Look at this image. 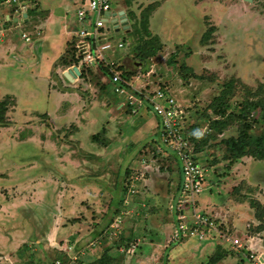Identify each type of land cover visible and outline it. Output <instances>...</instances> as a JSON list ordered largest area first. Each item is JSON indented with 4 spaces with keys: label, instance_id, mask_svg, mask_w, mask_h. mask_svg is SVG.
<instances>
[{
    "label": "rangeland",
    "instance_id": "obj_1",
    "mask_svg": "<svg viewBox=\"0 0 264 264\" xmlns=\"http://www.w3.org/2000/svg\"><path fill=\"white\" fill-rule=\"evenodd\" d=\"M37 1L38 7L32 0H0V33L6 34L0 48L12 44L20 54H0V101L10 102L7 112L0 106L6 123L0 125V264H73L77 257L92 264L103 254L101 264H214L210 259L221 240L187 238L162 247L170 234L165 229L178 214L171 205L179 195L181 161L163 143L160 117L146 101L134 111L110 74L90 64L76 82L61 77V88L69 84L77 95L61 99L57 114H48L54 100L37 87L32 65L63 59L51 57L55 37L41 47L35 43L45 22L41 13L50 10L77 33L82 0ZM152 3L157 6L147 37L159 39L161 48L144 61L136 54L140 42L130 14L139 19ZM21 4L25 8L12 10ZM112 9L124 11L133 24L126 32L106 24L111 35L128 42L117 54L123 68L134 71L132 90L146 97L166 87L187 116L190 145L202 149L198 161L207 174L198 208L237 229L250 246L258 239L264 244V159L236 158L226 142L239 133L244 118L250 132L264 127L260 109L248 117L236 114L242 102L264 95V0H112ZM64 40V59L73 62L74 41ZM28 53L30 61L40 60L26 68L21 65ZM11 95L21 97L18 111ZM219 96L226 99L222 116L213 106ZM216 118L228 120L221 134L210 129ZM239 260L227 250L216 264Z\"/></svg>",
    "mask_w": 264,
    "mask_h": 264
},
{
    "label": "built area",
    "instance_id": "obj_2",
    "mask_svg": "<svg viewBox=\"0 0 264 264\" xmlns=\"http://www.w3.org/2000/svg\"><path fill=\"white\" fill-rule=\"evenodd\" d=\"M1 1L10 4L19 0ZM20 7L25 8V5L21 4ZM121 11L112 9V0H82L76 15L83 26L77 33L72 32L75 54L79 59L78 67H81L84 72L88 71L90 64L108 66L113 72L111 80L115 84V90L126 97L125 104L131 105V109L137 111L145 101H150L149 106L160 117V137L163 138V143L176 154L178 161H181L182 178L179 195L173 199L171 205L172 210L175 208L178 211L176 224L171 232L172 239L177 241L187 238H197L200 241L221 240L223 244L225 242V248L243 257L242 264H264V251L254 250L250 244L245 243L238 234L230 230L227 223L198 209V196L204 190L203 181L207 174V167L198 161L200 154L190 145L188 132L183 126L184 111L177 99L163 88L156 89L153 95L142 96L141 92L132 90L131 83L123 78L122 72L117 68L120 63L117 52L125 48L128 42L111 35L106 24L111 22L114 31L126 32ZM23 37L26 41L30 40V36L26 33H23ZM1 40L2 36H0ZM131 191L134 192L135 189L132 188ZM112 225L116 226L115 223ZM131 246L129 251H134L137 243ZM57 263L60 264V261Z\"/></svg>",
    "mask_w": 264,
    "mask_h": 264
},
{
    "label": "crops",
    "instance_id": "obj_3",
    "mask_svg": "<svg viewBox=\"0 0 264 264\" xmlns=\"http://www.w3.org/2000/svg\"><path fill=\"white\" fill-rule=\"evenodd\" d=\"M32 3L35 4L36 7H38V5H39V2L37 0H32ZM22 8L23 7H20L17 5V6H14L12 10L17 12V11H20ZM41 14L43 15V18L45 21L44 27L42 26V28H39V30H38L39 38L37 39V41L35 43L38 44L39 47H41V46H43V43L45 42L46 39H48L49 37H55V40H57V41L53 45L55 51L53 50V56H51V57H56V58L60 57L61 59H63V62L61 64H60V62L57 64L54 63L56 60L53 63L51 61H50V63L44 62L45 64L43 63L44 65L42 64V66L40 68H38V64H33V62L39 58H37V57H36V59L33 58V62H32V60L30 61L32 56H31V54L29 55V53H28L26 55V60L22 63L21 66L29 68L31 63L33 64L32 65L33 67L32 66L31 67L36 71L35 72L36 76H34V78H36V82L38 84L37 87H39V88L41 87L40 89H41L42 93H45V94L47 93L49 95L51 94L52 96H49V98L52 97V99L54 100L53 104H51V106H52L51 113H48V114H52L53 112L56 113L57 104L58 105L61 104L62 100L64 101V100H71L72 99V97H71V99H69V98H67V96L73 95V94L77 95V92L75 90L67 87V86H71L69 84L66 85L67 88L65 86H64V88H61L64 84V82H62L64 79H61V77L65 78V80H67V81H75L76 82L77 80L83 78L84 73H88L89 70L84 72V70L80 67L79 68L80 74L72 75V78H73L72 80L68 79L65 76V71H67V69L69 70V69L73 68L74 66H78L77 60H75L74 62H70L71 57L69 60L64 59L63 53H65L67 47H64V49L61 50V47H63L62 39H65L64 40L65 42L70 41L71 43H73L72 30L67 29L68 26H66V23L63 20L64 18L62 19V18H58V17L54 16V14L50 10H44ZM23 16H24V19L28 21L29 12H25L23 14ZM6 17H7V19H10L11 16L9 14H7ZM17 19L18 18H16L15 20H17ZM48 26H50V27H48ZM0 28H2V26H0ZM26 34L28 35V33H26ZM0 36H2V40L0 42L5 43L6 42V39H5L6 34L1 32ZM70 37H71V39H70ZM31 41H32V37L30 36L29 42H31ZM34 45H33V48H36V46H34ZM73 50H74L73 57L77 58L76 54H75V49H73ZM18 52L19 51H17V49L14 48V46L12 44L4 46V47H2V49L0 48V54L2 53L6 57H8V55L11 53H15L16 55L19 56L20 54ZM51 57L48 59L51 60ZM120 60H122V59L120 58ZM64 64H66V66ZM42 69H43V71H42ZM81 70H82V73H81ZM44 74L46 76H44ZM54 84H56L57 86H55ZM11 97H12L11 99L14 100V102H13L14 105L12 107H14L16 109V111H18L19 109H21L20 108V102H19L21 97L20 98L18 96L16 97V95H11ZM9 105H10V102H9ZM9 105H8V107H9ZM47 112H48V110L45 113H47ZM45 113H40V114H45ZM180 178H182L181 172H180ZM180 184H181V179H180L179 187H180ZM198 200H199V202H198V206H199V204L201 202L199 197H198ZM198 209H200V208H198ZM203 211L209 213L206 210H203ZM209 214H211V213H209ZM176 219L177 218L174 219L173 224H171L170 227H166V229H165L166 233L171 234L172 229H174V227H175ZM120 231H121V229L119 230V232ZM232 231L234 233L238 234L237 229L234 228ZM116 233H117V231H116ZM170 234L168 237L166 236L167 240H163L162 247H164L165 249H169L171 246L176 245L178 242H181V241H177L174 239L169 240ZM253 239L254 238H252L250 240L252 241ZM207 244H210V242H208ZM253 245H254V249L264 251V244L262 243V241H260V239L253 241L252 247H253ZM223 246H224V244H223ZM215 247L217 248V243L215 244ZM160 251H162V250H160ZM177 251H179V250H177ZM84 259L85 258H83V257H79V258L77 257L75 259V261L73 262V264L74 263L78 264V261L79 262L82 261V263H83Z\"/></svg>",
    "mask_w": 264,
    "mask_h": 264
},
{
    "label": "trees",
    "instance_id": "obj_4",
    "mask_svg": "<svg viewBox=\"0 0 264 264\" xmlns=\"http://www.w3.org/2000/svg\"><path fill=\"white\" fill-rule=\"evenodd\" d=\"M157 5H155L154 3L148 5L147 7H145L142 12H141V16L139 19H137L136 15L131 12V18H136L135 22L131 25V27H133V30L135 31V36L137 38V40L140 42V49L136 50V54L139 57V59L141 60H147L149 57L155 55L158 51L160 47V40L156 39L157 41H154L153 37L152 40H150L147 36H151V31L149 28V22H150V16L152 14V12L155 10ZM139 24H141L142 26H140ZM141 29H143V32L141 31ZM143 35V36H142ZM158 43V45H157ZM162 46V45H161ZM173 56V55H172ZM74 59V58H73ZM77 60V62L79 61L78 58H75L73 60V62ZM102 68H104L106 70V73L110 74V76L112 77L113 72H111L110 68L106 65H101ZM117 68L122 72V76L124 79H126L127 81L130 80L131 75L134 74V71L131 70H127L123 68V64L118 63ZM128 86V85H127ZM130 87V86H128ZM165 89L166 87H160ZM219 104H215L213 105L215 110L214 111H218L220 112V115L222 116V114L226 113V106H222V104L226 101V99L223 98V96H219ZM4 101V100H3ZM0 101V106L3 105V109L7 112L8 110V105L6 101ZM149 105H151L150 101H147ZM241 106V112L240 113H236L238 115V117L240 118L241 116H245L248 117L249 113H251V110L256 108L260 109L261 111V117L264 118V95H261L258 97L257 100L252 101V102H242ZM230 116L233 115V113H228ZM227 116V114H226ZM225 116V117H226ZM187 116L183 115V121H184V128L187 129L186 131L189 132L190 129L189 127L185 126ZM228 124V120L226 118L223 119H219L216 118L211 122V126L210 129H214L216 130V132H218L219 134L223 133V130L227 127ZM0 125H6V123H4V121L0 118ZM192 128V126H191ZM250 129H252V125L250 123H248V120L246 118H244V122L243 124H240V131L239 133L234 137L231 136L227 139V143L232 147V149L235 151L236 153V158H241L243 156H251L254 157L256 159H264V127L263 129L260 131V133H255V132H250ZM189 140L191 142L193 141V137L190 134L189 135ZM202 149H199L197 147H195L194 151L198 152L201 151ZM181 170V167H179V171ZM181 172V171H180ZM132 179L133 177H131L129 180L131 181L130 183V189L129 191L132 190ZM132 185V186H131ZM253 206H257L258 209L259 207H261V205L259 203L257 204H253ZM264 211V209H263ZM234 229V228H233ZM230 229V230H233ZM257 250V249H254ZM227 254V248H225L223 246L222 243L217 242V249L215 251V253L212 255L211 257V262L216 264V261H219L220 259H222L225 255ZM107 256L103 254V256L101 257L103 260L106 258ZM101 258L99 260V262L97 263L94 262L92 264H101ZM243 257L240 258V262L242 264L243 262ZM82 263V261L80 262V264ZM57 264V263H54Z\"/></svg>",
    "mask_w": 264,
    "mask_h": 264
},
{
    "label": "water",
    "instance_id": "obj_5",
    "mask_svg": "<svg viewBox=\"0 0 264 264\" xmlns=\"http://www.w3.org/2000/svg\"><path fill=\"white\" fill-rule=\"evenodd\" d=\"M248 1H251V0H248ZM120 14L123 16V21H124V27L127 29V31L130 30V24H129V21H128V18L126 17V14L124 13V11H121ZM76 74H80V70H79V67L78 66H74L73 68L71 69H67V71H65V76L68 78V79H73L72 78V75H76Z\"/></svg>",
    "mask_w": 264,
    "mask_h": 264
}]
</instances>
